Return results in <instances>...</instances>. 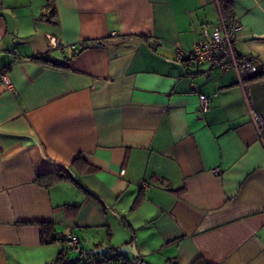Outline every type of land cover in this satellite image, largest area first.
<instances>
[{
    "label": "crops",
    "instance_id": "1",
    "mask_svg": "<svg viewBox=\"0 0 264 264\" xmlns=\"http://www.w3.org/2000/svg\"><path fill=\"white\" fill-rule=\"evenodd\" d=\"M223 5L0 0V264H53L69 234L83 253L134 242L128 264H264V140L237 73L176 59L232 14L264 115V0Z\"/></svg>",
    "mask_w": 264,
    "mask_h": 264
},
{
    "label": "built area",
    "instance_id": "2",
    "mask_svg": "<svg viewBox=\"0 0 264 264\" xmlns=\"http://www.w3.org/2000/svg\"><path fill=\"white\" fill-rule=\"evenodd\" d=\"M239 28L240 25L234 16L227 18L220 15L216 24L209 30H204L202 41L195 43L190 50L177 48L176 59L187 64L200 65L207 63L212 66L217 65L222 70H235L252 122L259 138L264 140V115L254 109L249 85V78L257 74L259 66L252 58L240 57L236 54L233 41ZM0 83L6 84L9 88L12 86L8 77V70L5 68H0ZM209 105V98L200 94V111L208 110ZM57 241L63 245L62 252L64 254L80 252L78 239L75 235L59 236ZM132 264H141V262L135 259Z\"/></svg>",
    "mask_w": 264,
    "mask_h": 264
},
{
    "label": "trees",
    "instance_id": "3",
    "mask_svg": "<svg viewBox=\"0 0 264 264\" xmlns=\"http://www.w3.org/2000/svg\"><path fill=\"white\" fill-rule=\"evenodd\" d=\"M223 5V8H229L228 0H221V5ZM48 6L51 5L50 3L47 4ZM52 7V6H50ZM53 12L51 10L48 15H50ZM43 15H46V13H43ZM225 17L229 18L232 17V14H226ZM250 58V57H248ZM33 60L43 62V63H51L54 65H64L65 62H59L56 60H53L47 56L44 55H38L32 57ZM67 177L65 174L57 172V173H45L37 175L35 178V181L39 185H48L51 182L57 180V179H63ZM25 223H33V222H25ZM41 225V238L43 241H46V236H49L50 233V225L47 222H38ZM55 237L51 240H54ZM100 247H96L95 249H98ZM109 249L108 253L104 254H93L91 253V250L83 253L80 252L79 256L76 258H70L68 254H64L62 250L59 252L56 260L53 262V264H128L129 260L124 257V252H118L116 249ZM192 264H209L206 262L203 258L198 257L194 260Z\"/></svg>",
    "mask_w": 264,
    "mask_h": 264
},
{
    "label": "water",
    "instance_id": "4",
    "mask_svg": "<svg viewBox=\"0 0 264 264\" xmlns=\"http://www.w3.org/2000/svg\"><path fill=\"white\" fill-rule=\"evenodd\" d=\"M116 250L118 252L131 253L135 257L137 256V251H136L134 242H131L129 244L121 246L120 248H118ZM108 252H109L108 248H98V249L91 250V253H93V254H104V253H108Z\"/></svg>",
    "mask_w": 264,
    "mask_h": 264
},
{
    "label": "rangeland",
    "instance_id": "5",
    "mask_svg": "<svg viewBox=\"0 0 264 264\" xmlns=\"http://www.w3.org/2000/svg\"><path fill=\"white\" fill-rule=\"evenodd\" d=\"M68 255L70 258H76L79 256V252H70Z\"/></svg>",
    "mask_w": 264,
    "mask_h": 264
}]
</instances>
